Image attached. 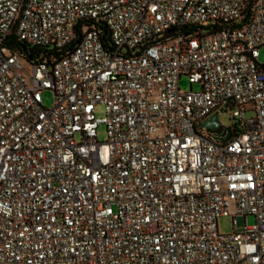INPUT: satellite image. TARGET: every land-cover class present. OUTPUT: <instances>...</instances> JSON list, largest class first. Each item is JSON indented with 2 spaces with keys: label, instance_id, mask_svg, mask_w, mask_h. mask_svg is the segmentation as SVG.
<instances>
[{
  "label": "built area",
  "instance_id": "built-area-1",
  "mask_svg": "<svg viewBox=\"0 0 264 264\" xmlns=\"http://www.w3.org/2000/svg\"><path fill=\"white\" fill-rule=\"evenodd\" d=\"M262 46L264 0H0V264H264Z\"/></svg>",
  "mask_w": 264,
  "mask_h": 264
},
{
  "label": "rangeland",
  "instance_id": "rangeland-1",
  "mask_svg": "<svg viewBox=\"0 0 264 264\" xmlns=\"http://www.w3.org/2000/svg\"><path fill=\"white\" fill-rule=\"evenodd\" d=\"M260 61H261V63L264 64V46H262L260 48ZM24 66L28 71H31V66L27 62H24ZM180 86H181V89L184 91L199 90L200 89L199 85L192 86L188 77H186V76L181 79ZM42 96H43L44 105L48 108L52 107L53 103H54V97H53L52 91L45 90V91H43ZM230 114L231 113L228 112V113H225L224 115L221 116V120L225 125H231L232 124ZM96 115L98 117H102L105 115L104 106H98ZM253 115H254L253 112H247L246 113L247 118H250ZM99 139L101 141L107 140L106 127L104 125H101L99 127ZM247 222L249 225H253L256 223V219L254 216H249ZM218 225H219V231L223 234L232 233L234 231V223H233V217L232 216L220 217L218 219Z\"/></svg>",
  "mask_w": 264,
  "mask_h": 264
},
{
  "label": "trees",
  "instance_id": "trees-1",
  "mask_svg": "<svg viewBox=\"0 0 264 264\" xmlns=\"http://www.w3.org/2000/svg\"><path fill=\"white\" fill-rule=\"evenodd\" d=\"M87 25L86 27H90ZM95 26V25H94ZM100 31L108 36V29L103 24L96 25ZM108 41V39H107ZM11 50L23 53L25 60L30 64H47L52 66L57 60L65 55L68 48L59 49L54 46H33L10 37L7 42Z\"/></svg>",
  "mask_w": 264,
  "mask_h": 264
},
{
  "label": "water",
  "instance_id": "water-1",
  "mask_svg": "<svg viewBox=\"0 0 264 264\" xmlns=\"http://www.w3.org/2000/svg\"><path fill=\"white\" fill-rule=\"evenodd\" d=\"M220 126H221V120L219 118V115L217 114L210 117L203 123V127L210 128V129H217Z\"/></svg>",
  "mask_w": 264,
  "mask_h": 264
}]
</instances>
